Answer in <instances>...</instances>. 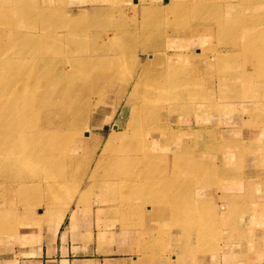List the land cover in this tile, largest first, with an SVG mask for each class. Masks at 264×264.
<instances>
[{
    "label": "rangeland",
    "instance_id": "374dc122",
    "mask_svg": "<svg viewBox=\"0 0 264 264\" xmlns=\"http://www.w3.org/2000/svg\"><path fill=\"white\" fill-rule=\"evenodd\" d=\"M177 1L0 0V131L29 121L28 132H53L51 146L63 152L51 148V157H87L67 161L66 169L44 166L34 176L33 196L18 190V167L0 166V223L13 211L19 217L31 201L42 223L49 202L61 219L76 199L81 210L93 201L96 210H122L126 225L148 220L159 244L169 230L170 255L179 253L188 264L196 256L213 264L214 254L239 252L244 242L256 246L257 229L264 231V60L250 65L246 56H264V0H217L219 8L202 13L189 0ZM143 7L161 11L142 13ZM220 13L228 21L223 27ZM150 54L159 61L142 72ZM147 88L155 95L150 101L142 97ZM79 130L81 154L71 146ZM114 132L119 138L94 164Z\"/></svg>",
    "mask_w": 264,
    "mask_h": 264
},
{
    "label": "crops",
    "instance_id": "0c3cea01",
    "mask_svg": "<svg viewBox=\"0 0 264 264\" xmlns=\"http://www.w3.org/2000/svg\"><path fill=\"white\" fill-rule=\"evenodd\" d=\"M75 202L61 219L48 211V219L42 223V212L25 209L19 217L13 211L2 220L0 230L12 234L0 235V264H188L179 253L170 255L169 230L159 244L147 227L148 220L139 226L126 225L119 216L122 210H96L94 201L89 209L75 210ZM20 225L24 228L18 229ZM257 230L253 249L244 242L239 252L234 248L214 254L213 264H232L237 255L241 264H264V231ZM194 264H202L201 256L194 258Z\"/></svg>",
    "mask_w": 264,
    "mask_h": 264
},
{
    "label": "bare ground",
    "instance_id": "6f19581e",
    "mask_svg": "<svg viewBox=\"0 0 264 264\" xmlns=\"http://www.w3.org/2000/svg\"><path fill=\"white\" fill-rule=\"evenodd\" d=\"M61 1V0H60ZM174 1H176V0H171V2L169 3V4H171L172 5V3L174 4ZM181 0H178L177 2H180ZM186 1L187 0H185V2H184V4L186 3ZM215 1V0H214ZM237 1H239V0H237ZM189 2L191 3L190 5L191 6H193V11L194 12H196V11H198V13H202V11L203 10H201V9H208V8H212V7H218V6H216L217 5V0H216V2H215V4H213V6L211 5V6H206L205 4H199L198 2H195L194 3V0H189ZM239 2H241V1H239ZM261 2V1H260ZM235 3V2H234ZM23 4V3H22ZM168 4V5H169ZM181 4V3H180ZM183 4V5H184ZM221 4V3H220ZM261 4V3H260ZM4 5V4H3ZM171 5H169L168 7H171ZM186 5V4H185ZM225 6H227V4H224ZM241 5H242V3H241ZM173 6V5H172ZM178 6H180V5H178ZM177 8V7H176ZM182 8H184V10L182 9V12H180V9H179V12L180 13H182V14H186V6L185 7H182ZM191 8V7H190ZM219 8V7H218ZM237 8V7H236ZM175 9V8H174ZM178 9V8H177ZM214 9V8H213ZM66 10V9H65ZM230 10V8H228V6H227V8H226V12L227 11H229ZM238 10V9H237ZM2 11V10H1ZM68 11V10H67ZM142 11V13H145V12H156L157 10H156V7L153 9V7H143V9L141 10ZM160 11L161 10H158L157 11V13H160ZM172 11V10H171ZM201 11V12H200ZM217 11V10H216ZM222 11V10H221ZM253 11V10H252ZM7 12V11H6ZM174 12V11H173ZM205 12V11H204ZM213 12V11H212ZM166 13V12H165ZM178 13V12H177ZM227 14V13H226ZM225 14V15H226ZM228 14H230V13H228ZM2 16V15H1ZM4 16V15H3ZM143 16V15H142ZM218 16H221V19H222V21H223V25L221 26L220 25V27H223L228 21H225V16L222 14V13H220ZM263 17V16H262ZM230 23V22H229ZM232 23V22H231ZM264 23V22H263ZM262 23V24H263ZM5 24V23H4ZM215 25H216V23H214ZM185 26V25H184ZM264 26V25H263ZM186 27V26H185ZM220 27H218V28H220ZM217 28V29H218ZM225 28H227V27H225ZM244 28V27H243ZM217 29H215V27L213 28H210V30H212L213 32H215V30H217ZM227 30H228V28H227ZM234 30H236V29H234ZM176 31V30H175ZM194 31L195 30H193L192 29V34H194V36H199V32H197V33H194ZM233 31V30H232ZM245 31V30H244ZM243 31V32H244ZM176 33V32H175ZM185 33V32H184ZM232 33H234V32H232ZM167 34H169V33H167ZM180 34V33H179ZM182 34V33H181ZM191 34V35H192ZM176 35H177V33H176ZM218 35V34H217ZM169 37H172V36H169ZM199 37H201V36H199ZM203 38V37H202ZM238 39V38H237ZM241 39V38H240ZM227 40V39H226ZM248 40H246V42H247ZM231 42V41H230ZM224 43V42H223ZM237 43V42H236ZM230 44H232V43H230ZM234 44H235V42H234ZM247 44H248V42H247ZM240 45V44H239ZM246 45V44H245ZM235 46V45H234ZM236 47V46H235ZM234 47V48H235ZM245 47V46H244ZM212 48V47H211ZM220 48V47H219ZM255 48V47H254ZM263 48V47H262ZM215 49L216 50H218V48L215 46ZM221 49H223V48H221ZM253 49V48H252ZM259 49V48H258ZM220 50V49H219ZM195 54V53H194ZM198 54V53H197ZM248 55V54H247ZM190 57V56H189ZM192 57H194V56H192ZM246 57H248V59H246L247 61H248V63L247 64H250V65H254V63H255V61H256V63H258V61L260 62L261 60H264V56L263 55H260L259 56V58L258 59H256V57L254 56V54L252 53V52H250V55H248V56H246ZM148 58V59H147ZM146 61H144V64L142 65L143 66V68H142V72H149L151 69H154V67H155V65H157V62L159 61V57H158V55H156V54H150L149 55V57H145L144 58ZM192 59V58H191ZM258 60V61H257ZM263 62V61H262ZM7 64H9V63H7ZM211 65V64H210ZM8 67V66H7ZM250 70V69H249ZM251 72V71H250ZM246 73V72H245ZM241 75V74H240ZM239 76V75H238ZM242 76V75H241ZM249 76V75H248ZM247 77V76H246ZM251 78V77H250ZM17 79V78H16ZM24 79H27V78H24ZM239 80V79H238ZM250 81V80H249ZM23 82V81H22ZM257 82V81H256ZM9 83V82H8ZM21 83V82H20ZM264 83V82H263ZM7 84V83H6ZM231 84H232V82H231ZM251 84V83H250ZM13 85V84H12ZM25 85V84H24ZM253 85V84H252ZM257 85V84H256ZM139 85H137L136 86V91H135V94L133 95V96H136L137 94H138V92H139V88L137 89V87H138ZM145 86H148V84H146ZM235 86V85H234ZM0 87H2V86H0ZM157 87V86H156ZM177 87V85H174L173 86V88H174V90L173 91H175L176 92V90H175V88ZM163 89L165 90V89H167V88H164L163 87ZM233 94V93H232ZM154 95V93L152 92V91H150V89L149 88H147L144 92H143V94H142V97H145V100H149V98H151V96H153ZM234 96V95H233ZM154 97H155V95H154ZM159 97V96H158ZM236 97V96H235ZM153 99V98H152ZM155 99V98H154ZM159 99V98H158ZM158 99H157V101H158ZM150 101V100H149ZM2 103V102H1ZM0 103V104H1ZM6 104V103H5ZM10 105H11V103H10ZM37 105V104H36ZM34 106V105H33ZM38 106H39V104H38ZM2 107V106H1ZM6 107H7V105H6ZM14 107L15 106H8V108H6V110L7 111H13L14 110ZM5 108V107H4ZM25 108V107H24ZM53 108V107H52ZM16 109H20V106L19 105H17L16 104ZM26 109V108H25ZM36 109V108H35ZM41 109V108H40ZM44 109H47V110H49L50 109V105H47L46 104V106L44 107ZM0 110H2V109H0ZM21 110V109H20ZM34 110V109H33ZM31 112V111H30ZM36 112V111H35ZM45 112V111H44ZM50 112H51V110H50ZM23 113V112H22ZM36 113H38V112H36ZM39 114V113H38ZM37 114V115H38ZM31 117V116H30ZM88 117H89V115H88ZM233 117V116H232ZM237 117V116H236ZM45 118H46V116H45ZM43 119V118H42ZM234 119V118H233ZM84 120H85V118H84ZM32 121V120H31ZM42 121V120H41ZM260 123V122H259ZM72 124H74V123H72ZM9 127L8 128H6L7 126H4V128H3V130H1L0 131V133H4L5 135H7L6 137H2V136H0V137H2V139H0V144H2V143H5V142H8V143H11V142H13V143H17V144H19V145H17L15 148H11L10 146H2V147H0V166H2V165H4L5 167H12V166H16V167H18L19 169L18 170H16L15 171V174H14V176H15V178L16 179H19V180H21L22 179V183H19L20 185V187H19V189L18 190H20V193L22 192H25L26 191V193H27V191H29L30 193H29V195L30 196H33V195H35L36 193H35V191L38 189V183H36L35 181V178L37 177V175L38 174H41V172H42V169H43V167L44 166H46V167H52V166H54V168L55 167H57L58 166V163L61 165L62 164V166L63 165H66V162L67 161H70V162H72V163H78V162H81V161H83L85 158H87V157H84L83 159H79V157L80 156H82V155H76V153H72L71 155H69V153H65V154H60V153H62L63 152V149H62V151L60 150V149H56L55 148V146L54 145H52L51 146V144H52V141H53V132H49V131H43V129H39V128H37V129H39V130H37L39 133H37V131H35V132H28V128H30L29 126H30V122L28 121V122H21V124L20 125H17V126H14V125H8ZM242 126V125H241ZM76 127H78V124L76 123ZM117 127V125L116 124H114V129ZM73 128V127H72ZM78 129H79V127H78ZM47 130V129H46ZM80 130H82V128L80 129ZM80 130H79V134L74 138V142H73V144L74 143H76V144H74V146L73 145H71L72 146V151H77L78 153H80L81 154V151H78V150H75V149H78V142H80V143H83V139L85 138V137H83V135L81 136V133H82V131L80 132ZM234 131V130H233ZM28 132V133H27ZM7 133V134H6ZM77 134V133H76ZM72 133L69 135V136H67V140H68V144L69 143H71L72 144ZM11 136H13V137H11ZM25 136H28V138H24ZM59 135H57L56 136V138L58 137ZM85 136V135H84ZM86 136L88 137V139H89V134H87L86 133ZM119 136H120V134H119V132H114L113 133V136H111L108 140H106V142L104 143V144H102V145H100V147H99V151H97V153H99V154H95V156L94 157H92L91 158V161H92V159L95 161V162H93L94 164L96 163V162H98V161H100V160H102V158H103V155L105 154V152L108 150V149H110L112 146H113V144H114V141H115V139H118L119 138ZM8 137V138H7ZM18 138V139H17ZM87 139V140H88ZM123 139V138H122ZM167 140V139H166ZM172 140V139H171ZM121 141V140H120ZM168 141V140H167ZM217 141V140H216ZM243 141V140H242ZM116 142V141H115ZM49 144V146H50V149L48 148V144ZM96 142L94 141V144H95ZM233 144V143H232ZM89 145H90V143H89ZM58 146H60V145H58ZM62 146V145H61ZM68 146V145H67ZM98 146H99V144H95V147H96V149H98ZM102 146H103V148H102ZM205 146V145H204ZM213 146V145H212ZM51 148H53V149H56V150H59L60 151V155H56V157H51L52 155L51 154H54V153H56L55 151H53V150H51ZM205 148H207V147H205ZM65 149V148H64ZM262 151V150H261ZM45 152H47V153H49V157H46L43 153H45ZM256 154V153H255ZM51 155V156H50ZM257 155H259V154H257ZM88 156V155H87ZM96 157V158H95ZM220 158V157H219ZM254 158V157H253ZM91 161H90V163H91ZM43 163H46V164H43ZM38 164H42V167H40V169L39 168H37V166H38ZM260 164V163H259ZM86 166V165H85ZM89 166V165H88ZM53 168V167H52ZM66 169V167L65 166H63V169ZM5 169V168H4ZM45 170H46V168H44ZM222 171V170H221ZM5 173V171H0V176H3V173ZM7 172V171H6ZM55 172V171H54ZM63 172V171H62ZM226 172V171H225ZM64 176H63V178H66V170H64ZM219 173V172H218ZM217 173V174H218ZM10 174V173H9ZM54 174V173H53ZM52 174V175H53ZM225 174V173H224ZM215 175V174H214ZM227 175V174H226ZM34 176H36V177H34ZM5 177V175L3 176V178ZM53 177V176H52ZM8 178V177H7ZM14 178V179H15ZM224 179V178H223ZM225 179H226V177H225ZM3 180V179H2ZM26 180H29V182H27ZM31 181V182H30ZM222 181V180H221ZM18 182V181H17ZM255 182V181H254ZM12 183H13V181H12ZM18 185V184H17ZM1 187V186H0ZM12 187V186H11ZM53 190H57V191H60V192H62V187L61 188H58V189H53ZM2 191V190H1ZM6 191V190H5ZM11 191V190H10ZM4 194V193H3ZM21 195H24V194H21ZM26 195V194H25ZM24 197V196H23ZM36 197H38L37 195H36ZM25 198H27V197H25ZM39 199V198H38ZM36 202V201H35ZM27 204V203H26ZM29 205H27V206H29V207H27V208H31L32 207V209H33V207L35 206V204L31 201V203H28ZM50 206H49V208H48V211H57V210H55V207H54V205L52 204V203H48ZM128 207H130V208H134V206H132L131 204L130 205H128ZM213 207H215V206H213ZM26 208V209H27ZM66 209L68 208V206H66L65 207ZM64 208V209H65ZM263 208H264V205H263ZM260 209V208H259ZM29 210V209H28ZM75 210H81V208L80 207H76L75 208ZM58 211H60V210H58ZM137 212V211H136ZM170 213V212H169ZM222 213V212H221ZM252 213V212H251ZM170 215V214H169ZM25 218V217H24ZM28 219V218H27ZM211 222V221H210ZM212 223V222H211ZM260 224V223H259ZM258 228V227H257ZM250 232V231H249ZM235 233V232H234ZM218 235V234H217ZM227 236V235H226ZM225 236V237H226ZM243 236V235H242ZM215 237H217V236H215ZM246 237V236H245ZM253 237V236H252ZM262 237V236H261ZM226 238H228V236L226 237ZM219 239V238H218ZM231 239V238H230ZM228 240V239H227Z\"/></svg>",
    "mask_w": 264,
    "mask_h": 264
},
{
    "label": "water",
    "instance_id": "95a60500",
    "mask_svg": "<svg viewBox=\"0 0 264 264\" xmlns=\"http://www.w3.org/2000/svg\"><path fill=\"white\" fill-rule=\"evenodd\" d=\"M105 128H108V126L106 125Z\"/></svg>",
    "mask_w": 264,
    "mask_h": 264
}]
</instances>
